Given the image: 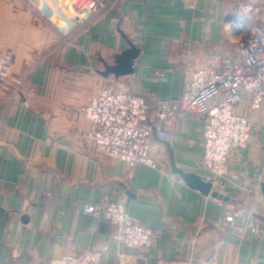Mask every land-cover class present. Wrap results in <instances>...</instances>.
Listing matches in <instances>:
<instances>
[{
    "label": "crops",
    "instance_id": "1",
    "mask_svg": "<svg viewBox=\"0 0 264 264\" xmlns=\"http://www.w3.org/2000/svg\"><path fill=\"white\" fill-rule=\"evenodd\" d=\"M245 2L261 8L255 19L264 26V0H119L82 30L70 0H0V57L11 56V75L23 81L14 95L12 85L0 84V264H49L102 245L101 264H264V215L250 222L243 213L232 225L217 199L172 171L173 158L209 181L203 122L179 121L168 142L153 133L157 169L141 165L130 180L125 164L107 162L86 141L90 124L81 111L109 85L146 96L152 110L180 98L188 69L233 53L235 38L225 28ZM120 30L140 49L135 73L104 78L102 60L114 64L128 49ZM157 70L170 71L158 79ZM251 116L248 147L235 152L213 189L237 208H248L264 183V110ZM104 197L124 199L129 215L158 232L154 244L128 248L109 224L83 212Z\"/></svg>",
    "mask_w": 264,
    "mask_h": 264
},
{
    "label": "built area",
    "instance_id": "2",
    "mask_svg": "<svg viewBox=\"0 0 264 264\" xmlns=\"http://www.w3.org/2000/svg\"><path fill=\"white\" fill-rule=\"evenodd\" d=\"M113 1L70 0L75 25L84 29L106 12ZM260 13L261 8L253 2L241 5L240 12L229 18L225 28L235 38L233 53L209 55L200 67L188 69L183 93L176 100L159 101L152 110L144 95L113 85L98 88L89 104L81 109L90 124L86 141L107 162L125 164L131 180L141 165L157 169V161L151 156L153 133L168 142L179 121L195 118L204 124L203 167L210 172L209 181L216 190L228 173L235 152L247 148L251 141V115L264 110V26L255 19ZM11 66L10 55L0 57V84L12 85L14 95L23 88V81L12 77ZM169 71L157 70L155 77L163 79ZM25 96L31 99L34 94L25 91ZM244 107L250 115L242 112ZM217 202L232 225L243 213L249 215L250 222L256 215H264V194L260 187L252 191L246 203L248 208H237L224 200ZM82 210L99 224H109L114 230L113 238L128 248L151 247L159 236L127 213L124 199L104 197L85 204ZM252 232L256 233L255 228ZM107 252L108 246L102 245L76 256L53 259L49 264H101ZM158 264L186 263L161 260Z\"/></svg>",
    "mask_w": 264,
    "mask_h": 264
},
{
    "label": "water",
    "instance_id": "3",
    "mask_svg": "<svg viewBox=\"0 0 264 264\" xmlns=\"http://www.w3.org/2000/svg\"><path fill=\"white\" fill-rule=\"evenodd\" d=\"M120 33L126 40L128 49L114 56V64H109L107 61L102 60L103 70H100L99 74L104 78L113 76L116 79H120L123 77L131 76L135 73V63L140 55V49L135 44H133L121 30ZM171 165L172 171L175 174H178L192 189L198 190L206 197L211 196L215 199L228 200V198H224L217 191H213V185L210 181L204 180L197 174L188 173L177 168L173 158L171 161ZM262 192L264 194V183L262 184ZM260 219L264 222L263 217H261ZM23 220L27 221L28 218L24 216Z\"/></svg>",
    "mask_w": 264,
    "mask_h": 264
},
{
    "label": "trees",
    "instance_id": "4",
    "mask_svg": "<svg viewBox=\"0 0 264 264\" xmlns=\"http://www.w3.org/2000/svg\"><path fill=\"white\" fill-rule=\"evenodd\" d=\"M117 1H119V0H114V1L112 2V4L116 3ZM112 4H111V5H112ZM111 5H110V6H111ZM110 6H109V7H110Z\"/></svg>",
    "mask_w": 264,
    "mask_h": 264
}]
</instances>
